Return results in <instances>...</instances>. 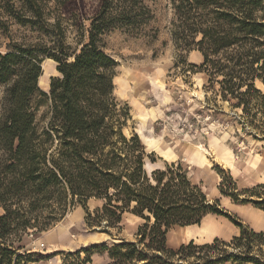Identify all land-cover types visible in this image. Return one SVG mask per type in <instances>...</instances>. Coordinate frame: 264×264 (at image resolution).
<instances>
[{
	"label": "trees",
	"instance_id": "1",
	"mask_svg": "<svg viewBox=\"0 0 264 264\" xmlns=\"http://www.w3.org/2000/svg\"><path fill=\"white\" fill-rule=\"evenodd\" d=\"M79 1L0 2L3 14L39 39L0 51V264H13L17 233L30 228L38 236L64 217L68 205L92 198L104 202L102 218L109 227H118L126 211L146 220L136 242L104 247L113 264H264L251 255L256 244L264 245V232L250 230L218 201L211 203L181 164L149 170L154 154L138 135L124 133L129 112L114 95L118 63L105 52L104 37L146 23L144 0H99L90 17L77 14ZM170 2L178 48L202 53L201 69L210 81L223 78L217 81L223 100L235 101L253 119L264 117V94L256 87L258 80L264 84V0ZM69 27L82 31L76 47L68 43ZM46 58L58 63L60 73L49 93L39 87ZM43 102L50 106L41 127ZM220 190L238 201L226 178ZM254 204L264 210V200ZM209 214L229 219L240 235L230 243L168 248L170 229L199 226ZM230 246L238 253L228 254Z\"/></svg>",
	"mask_w": 264,
	"mask_h": 264
},
{
	"label": "rangeland",
	"instance_id": "2",
	"mask_svg": "<svg viewBox=\"0 0 264 264\" xmlns=\"http://www.w3.org/2000/svg\"><path fill=\"white\" fill-rule=\"evenodd\" d=\"M79 2L77 14L90 17L98 10L99 0ZM144 4L148 8L146 23L119 28L104 37L105 52L118 63L114 95L129 112L125 135H138L147 153L154 154L155 162L148 160L149 170L181 164L211 203L218 201L222 210L252 231L257 232L250 226V219L257 229H264L261 216L264 210L254 204L264 200L263 115L253 119L242 108H236L235 101L223 100L221 85L217 82L223 78L210 81L211 77L201 69L202 53L197 49L178 48L173 36L174 9L170 0H144ZM52 5L50 3L49 7ZM84 25L87 28L89 22L85 21ZM80 33L82 31L77 27H69L68 43L76 47ZM200 39L199 36L197 41ZM38 41L36 33L14 23L0 10L1 52H6L12 42L35 44ZM48 60L46 58L43 63ZM57 67L58 63L53 60L46 75L42 64L45 85L40 83L39 87L43 92L49 93L52 78L60 77ZM256 87L264 94L261 81H256ZM255 103L257 100L253 105ZM49 106V102L39 104L41 127L46 123ZM196 130L203 131L202 135ZM206 131L207 136H204ZM166 145L168 157H164ZM227 160L232 163L231 170ZM224 178L229 194H236L238 201L222 195L220 185ZM212 184L217 186L219 198H213L215 193H208ZM226 199L232 207L226 204ZM234 206L240 208L234 211ZM103 207L104 202L96 198L85 205L75 202L67 206L63 218L40 235L34 236L35 230L30 228L17 233L13 237L16 251L13 264L19 260V264H113L104 247L111 249L123 242H136L139 228L146 220L126 211L118 227H109L102 218ZM247 211L260 214L252 212L248 216ZM49 212L45 211L44 216ZM3 214L0 207V215ZM209 224L208 221L201 222L198 227L189 229L198 233L188 243L177 244L171 237L180 230L173 227L167 234L168 248L177 251L192 241L199 246L212 244L215 240L232 241L213 239L212 231L200 235L201 229ZM225 249L228 254L238 253L232 246ZM87 250L91 252L90 256L86 254ZM251 255L264 261V245L256 244Z\"/></svg>",
	"mask_w": 264,
	"mask_h": 264
},
{
	"label": "crops",
	"instance_id": "3",
	"mask_svg": "<svg viewBox=\"0 0 264 264\" xmlns=\"http://www.w3.org/2000/svg\"><path fill=\"white\" fill-rule=\"evenodd\" d=\"M196 149V148H195ZM196 150H199L198 148L196 149ZM202 152V151H201ZM208 168V167H207ZM229 170H231V169H229ZM216 189H217V187H216ZM208 193L209 194H211V195H213L214 193H215V195H214V197L213 198H219V195H218V189L217 190H215L214 192L212 191H209V189H208ZM225 200V199H224ZM226 204L227 205H229V206H231V203H230V201H227V199H226ZM226 205V206H227ZM233 206V205H232ZM231 206V207H232ZM231 207H229V208H231ZM235 208H232V209H234V211H235V209H237V208H240V207H238V206H234ZM249 210V209H248ZM248 212V216H250V214L252 213V212H254V213H256V214H260V213H258V212H256V211H252L251 213H250V211H247ZM262 216V218L264 219V215H261ZM250 219V218H249ZM206 221H210V223L211 224H213V230H212V233H214V235H213V239H215V238H220V239H222V240H225V241H228V240H231V239H233V237H236V236H239V234H240V230L236 227V226H234L232 223H230L228 220H225L223 217H220V216H216V215H213V214H209V215H207L204 219H203V221H202V223L203 222H206ZM249 221V224H250V226L254 229V230H256L257 232H261V231H264V229H257L255 226H254V224H252L253 222H252V220L250 219V220H248ZM214 222V223H213ZM210 224V225H211ZM219 226V228L217 227V225ZM192 229H193V227H192ZM195 241H196V239H195Z\"/></svg>",
	"mask_w": 264,
	"mask_h": 264
},
{
	"label": "bare ground",
	"instance_id": "4",
	"mask_svg": "<svg viewBox=\"0 0 264 264\" xmlns=\"http://www.w3.org/2000/svg\"><path fill=\"white\" fill-rule=\"evenodd\" d=\"M52 62H53V60L49 59L48 62L46 61L45 63H43V68H44V72H46V75H48L49 65L51 66V63ZM40 83L43 84V85H45V82H44V80H43L42 77L40 78L39 85H40ZM164 149H165L164 157H168V146L167 145L164 146ZM162 156H163V153H162ZM208 162H209V165H212V163L210 161H208ZM226 162H227V166H229L230 169H231L232 168V163L229 162L228 160ZM229 167H228V169H229ZM210 169H211V167H210ZM212 173H214V172H212ZM215 181L217 182V180H215ZM216 187L217 186H215V185L212 184V186L209 188V191H211V192L213 191L214 192L215 190H217ZM209 223H210V221H209ZM192 227H196V225L195 226H191V227H179L178 229L180 230V232L177 233L174 237H171V239H172L171 241L175 242L176 244L177 243H180V242L181 243H188L189 240L191 239V237L195 236L198 233V232L189 231V229H191ZM197 227H198V225H197ZM212 230H213V224H211V225L209 224L207 226V228L201 229V232L199 234L200 235H205V234L210 233V231H212Z\"/></svg>",
	"mask_w": 264,
	"mask_h": 264
},
{
	"label": "built area",
	"instance_id": "5",
	"mask_svg": "<svg viewBox=\"0 0 264 264\" xmlns=\"http://www.w3.org/2000/svg\"><path fill=\"white\" fill-rule=\"evenodd\" d=\"M196 133L198 134V133H201V135H202V133H203V131H198V130H196ZM204 136H207V131L206 132H204Z\"/></svg>",
	"mask_w": 264,
	"mask_h": 264
}]
</instances>
